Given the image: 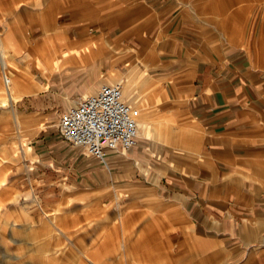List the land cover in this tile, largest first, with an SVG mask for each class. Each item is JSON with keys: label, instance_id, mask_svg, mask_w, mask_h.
Here are the masks:
<instances>
[{"label": "crops", "instance_id": "obj_1", "mask_svg": "<svg viewBox=\"0 0 264 264\" xmlns=\"http://www.w3.org/2000/svg\"><path fill=\"white\" fill-rule=\"evenodd\" d=\"M0 53V163L45 193L0 215L24 264H264V0H0ZM119 83L136 145L103 163L57 124Z\"/></svg>", "mask_w": 264, "mask_h": 264}, {"label": "built area", "instance_id": "obj_2", "mask_svg": "<svg viewBox=\"0 0 264 264\" xmlns=\"http://www.w3.org/2000/svg\"><path fill=\"white\" fill-rule=\"evenodd\" d=\"M3 81L8 84L5 75ZM137 116L124 102L121 85H104L67 109L57 129L65 142L104 163L107 150L128 151L136 145Z\"/></svg>", "mask_w": 264, "mask_h": 264}, {"label": "rangeland", "instance_id": "obj_3", "mask_svg": "<svg viewBox=\"0 0 264 264\" xmlns=\"http://www.w3.org/2000/svg\"><path fill=\"white\" fill-rule=\"evenodd\" d=\"M94 1L95 0H93V2ZM5 99L4 92V100ZM23 145L25 149H29L30 152V147L25 142H20L13 152L15 157L20 156L19 151ZM32 176L33 174L31 171H25L22 163L19 165H4L0 163V215L2 211H9L11 214L26 212L27 214L25 213V216H28V212H33L35 214V220L38 222L41 220L43 216L42 212L46 211V205L26 200L29 195L38 198V196L43 193L42 189L38 190L36 187H31L29 185L30 182H32ZM6 179L8 185L5 188H1L5 186ZM15 195H19L22 199L16 204H11L10 200H12ZM4 216L5 215H2L0 217V264H24L26 256L34 253L31 247L27 246V240L30 238L27 236L28 234H24L23 228L8 226L13 223L9 221L14 220L18 223L19 220H16V218H6ZM20 221H23V219H20ZM39 233L40 232H38V234ZM17 257H21V260L17 259Z\"/></svg>", "mask_w": 264, "mask_h": 264}, {"label": "bare ground", "instance_id": "obj_4", "mask_svg": "<svg viewBox=\"0 0 264 264\" xmlns=\"http://www.w3.org/2000/svg\"><path fill=\"white\" fill-rule=\"evenodd\" d=\"M1 54V53H0ZM0 62H1V55H0ZM1 70H2V68H1ZM2 72H3V76L5 75L6 77H7V79H8V84H5V82H4V85H5V87H6V92H7V95L9 96V98L11 97V94H10V91H9V86H10V78H8V76L6 75V73L2 70ZM120 85V84H119ZM7 96V97H8ZM12 99V98H11ZM138 123V122H137Z\"/></svg>", "mask_w": 264, "mask_h": 264}]
</instances>
